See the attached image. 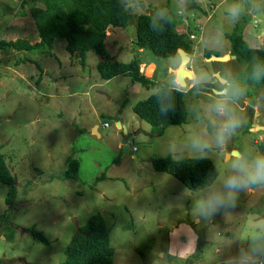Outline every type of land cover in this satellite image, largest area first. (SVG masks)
I'll use <instances>...</instances> for the list:
<instances>
[{
	"label": "rangeland",
	"instance_id": "1",
	"mask_svg": "<svg viewBox=\"0 0 264 264\" xmlns=\"http://www.w3.org/2000/svg\"><path fill=\"white\" fill-rule=\"evenodd\" d=\"M126 1L129 22L109 29L106 47L120 62L140 58L151 86L124 76L102 80L100 57L90 53L84 66L71 58L65 42L47 60L36 53L1 51L0 151L15 175L17 198L9 205L10 187L0 183V218L7 217L0 222V264H64L78 228L96 214L104 216L109 229L114 264H229L227 257L238 247L247 248V233L264 231L262 185L240 192L235 207H221L209 219L195 207L202 194L233 174L234 152L249 160L264 155V77L254 79L242 60L208 65L194 59L197 64L188 68H196L198 78L176 86L167 69L179 66L180 54L159 58L135 45L140 15L160 18L173 12L177 33L190 31L198 45L206 39L200 53L212 49L225 56L231 50L228 38L236 33L252 48L264 49V0ZM192 1L203 10L189 7ZM44 2L0 0V42L38 43L34 10ZM235 5L243 11L233 20L229 9ZM213 39L223 42L213 45ZM216 69L234 85L227 106L241 124L220 145L216 134L227 117L213 107L223 99L215 95L222 87L212 76ZM205 78L211 82L198 83ZM163 83L185 91L187 123L154 126L135 114L134 106L157 92L152 85ZM94 125L100 127L97 133ZM114 130L118 134H111ZM203 143L209 147L202 150ZM75 156L81 162L77 182L63 178ZM167 157L210 159L218 179L206 190L192 191L156 170L153 161ZM33 231L43 233L47 243Z\"/></svg>",
	"mask_w": 264,
	"mask_h": 264
},
{
	"label": "trees",
	"instance_id": "2",
	"mask_svg": "<svg viewBox=\"0 0 264 264\" xmlns=\"http://www.w3.org/2000/svg\"><path fill=\"white\" fill-rule=\"evenodd\" d=\"M43 5V9L34 10L39 42L31 44L27 40L2 41L0 52L6 49L18 52L39 51L44 47L52 49L58 43L65 42L71 58L81 61L84 66L87 65L90 53L94 52L102 59L97 67L102 80L110 81L124 76L142 85L151 86V79L141 70L140 58L136 57L128 63L120 62L109 55L106 47L109 29L126 27L129 22L130 14L126 9V0H45ZM175 27L176 19L173 12L160 18L142 14L138 17L135 45L140 50L159 58H174L179 55V51H183L192 60L196 59L197 44L191 39L190 31L179 34ZM228 39L232 56L245 61L248 64L247 68H250V74L259 71L260 76L264 77V49H252L245 38L237 33L230 35ZM213 56L220 57L222 53L205 50L200 59H210ZM152 86L157 92L150 98L138 102L134 106L135 114L154 126H180L187 123L185 91L167 83ZM153 163L158 172L174 176L192 191L212 187L219 176L215 164L206 158L177 160L167 157L155 159ZM80 169V161L76 156L72 157L63 178L79 181ZM0 183L10 187L8 204H14L17 198L16 178L1 151ZM5 220L7 217L0 218L3 224ZM81 230L83 235H77L69 245L64 264H114L115 250L110 242L104 216L94 215L88 225ZM33 233L36 238L47 243L43 233L35 231Z\"/></svg>",
	"mask_w": 264,
	"mask_h": 264
},
{
	"label": "clouds",
	"instance_id": "3",
	"mask_svg": "<svg viewBox=\"0 0 264 264\" xmlns=\"http://www.w3.org/2000/svg\"><path fill=\"white\" fill-rule=\"evenodd\" d=\"M243 9L240 5H235L229 9V13L233 20H236L241 15ZM223 41L217 39L214 44L219 45ZM212 51V49H208ZM253 78L259 80L260 72L254 71ZM209 78L202 79L198 83H210ZM216 82L222 87L215 89V95L223 99L217 100L214 110L227 119L218 129L216 134V142L218 145L223 144L240 126V120L231 114L227 106L229 98V90L234 88V85L222 76L216 77ZM195 87V85H193ZM235 94V93H234ZM199 147L203 150L208 148L207 143L200 144ZM230 160L232 161L231 175L225 177L220 187H212L207 192L201 195L196 202V210L198 214L205 219L211 218L221 207H235L237 196L242 191H247L249 188L262 185L264 186V155L257 156L249 160L246 155L234 153ZM243 239L248 242L247 248L240 246L235 254L227 257L229 264H264V231L256 230L247 233Z\"/></svg>",
	"mask_w": 264,
	"mask_h": 264
},
{
	"label": "crops",
	"instance_id": "4",
	"mask_svg": "<svg viewBox=\"0 0 264 264\" xmlns=\"http://www.w3.org/2000/svg\"><path fill=\"white\" fill-rule=\"evenodd\" d=\"M197 2H201V1H206V0H196ZM191 3H193L191 6H189V7H193V8H199V9H201V10H203L202 9V7H200L199 5H197V4H195L194 3V1H192ZM44 6V5H43ZM44 8V7H43ZM187 9V8H186ZM187 11V10H186ZM32 14H33V12H32ZM31 14V15H32ZM184 33H189V31H187V32H184ZM191 39H193V40H196V35H193V34H191ZM246 40V39H245ZM213 41H215L214 39L212 40V42H211V44H213V45H216V44H214L213 43ZM206 42V39L204 38V39H202L201 40V45H202V43H205ZM225 42V41H224ZM201 45H198L197 44V51H198V53H197V57H196V59H195V61L197 62L202 56H203V53H200V51L198 50L200 47H201ZM199 46V47H198ZM54 47H56V46H54ZM54 47L52 48V49H49V48H47V47H44V48H42L41 50H39V51H31V52H23V53H27V56H31L33 53H36L37 54V58H39L40 60H43V59H45V60H47L48 58H53V57H56V55H54V51H52L53 49H54ZM252 48V47H251ZM252 49H258V48H252ZM18 52V51H17ZM227 54H229V55H232V53H231V50L230 51H228L225 55H227ZM0 57H1V52H0ZM36 58V59H37ZM233 59H237V58H231L230 60H228V61H226V62H229V61H231V60H233ZM200 60H202V59H200ZM32 61V58H27V63L28 62H31ZM205 61L207 62V60L205 59ZM196 62H193V60H192V58H191V63H190V65L193 63V64H197ZM216 62V61H215ZM215 62H211L212 64L213 63H215ZM211 63H209L208 65H210ZM180 64H181V61H180V63H179V66L176 68V67H174V66H171V65H169L168 66V69H167V74L169 75V76H172L171 74H170V70H178V68L180 67ZM41 66L40 65H38V69L39 70H42L41 68H40ZM141 68H142V71L144 70V68H146V65L145 64H143L142 62H141ZM189 70H191L193 73H195L196 74V78H198V72L196 71V68L195 69H192L191 67L189 68ZM246 71H247V68H246ZM245 71V74H247V72ZM43 73H44V71H43ZM214 73H221L222 74V71L220 70V69H216L215 71H214ZM46 75H49V71H47V73H46ZM174 77H175V80H174V83L176 84V86H178V82H177V78H176V76L175 75H173ZM34 77V76H33ZM32 77V78H33ZM54 81H56V87H58L59 88V81H58V78L57 79H53ZM227 80H228V78H227ZM42 82V79H40V80H38L37 81V84H40ZM191 85V84H190ZM190 85H189V87H190ZM37 88H39V87H37ZM190 88H196V85H195V87H190ZM40 94H41V92H39ZM53 97V96H52ZM54 98V97H53ZM52 98V99H53ZM56 98H60V96H58L57 95V97ZM40 118H41V116L40 117H38V119H37V121L38 120H40ZM33 121H36V120H33ZM105 124H108V123H104V125ZM106 126V125H105ZM109 126V125H108ZM118 128H121L122 127V124L121 123H119L118 125ZM94 128H95V130H96V128H97V132L99 131V125H94ZM111 134H118V131L117 130H114V131H112L111 132ZM81 163V162H80Z\"/></svg>",
	"mask_w": 264,
	"mask_h": 264
},
{
	"label": "water",
	"instance_id": "5",
	"mask_svg": "<svg viewBox=\"0 0 264 264\" xmlns=\"http://www.w3.org/2000/svg\"><path fill=\"white\" fill-rule=\"evenodd\" d=\"M39 8H43L44 6L42 4H39L38 6ZM179 54L181 56V64L180 67L178 68V70H170V72L172 74H174L177 78V82L180 84H186V80H193L196 79V74L193 73L191 70H189V65L191 63V58L183 51H179ZM231 58H236V56H232V55H225V56H213L210 59H206L208 63L211 62H222V63H226V61L230 60ZM100 61H102V59L100 58ZM204 69L209 71L208 66H206ZM222 76L221 73H213L212 76L213 77H217V76ZM96 133H97V128H96ZM237 153V152H234ZM78 235H83V232L81 230V228H78Z\"/></svg>",
	"mask_w": 264,
	"mask_h": 264
},
{
	"label": "built area",
	"instance_id": "6",
	"mask_svg": "<svg viewBox=\"0 0 264 264\" xmlns=\"http://www.w3.org/2000/svg\"><path fill=\"white\" fill-rule=\"evenodd\" d=\"M141 70H142V68H141ZM190 87H193V84H191V86ZM106 126H108L109 124H105Z\"/></svg>",
	"mask_w": 264,
	"mask_h": 264
}]
</instances>
